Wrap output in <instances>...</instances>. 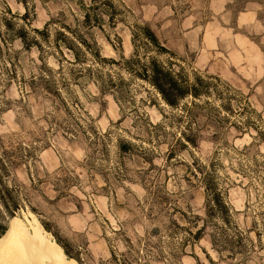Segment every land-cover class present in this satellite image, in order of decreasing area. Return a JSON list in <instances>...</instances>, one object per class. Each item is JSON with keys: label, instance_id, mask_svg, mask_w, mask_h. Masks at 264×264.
I'll use <instances>...</instances> for the list:
<instances>
[{"label": "rangeland", "instance_id": "rangeland-1", "mask_svg": "<svg viewBox=\"0 0 264 264\" xmlns=\"http://www.w3.org/2000/svg\"><path fill=\"white\" fill-rule=\"evenodd\" d=\"M7 21L40 38L0 52V157L18 162L15 215L37 219L77 264L161 259L166 228L180 236L181 264H264V0H0L1 38ZM137 24L168 52L147 48ZM59 30L80 49L58 47ZM133 38L141 62L173 60L190 79L220 85L221 98L173 115L126 67ZM221 102L230 110L213 108ZM211 163L255 240L247 257L213 248L209 230L190 237L187 218L204 215L198 178Z\"/></svg>", "mask_w": 264, "mask_h": 264}, {"label": "trees", "instance_id": "trees-1", "mask_svg": "<svg viewBox=\"0 0 264 264\" xmlns=\"http://www.w3.org/2000/svg\"><path fill=\"white\" fill-rule=\"evenodd\" d=\"M107 6V4H104ZM107 8L111 10V19L114 17L112 6L108 4ZM6 34L7 38L0 37V52L3 51L4 45L6 47L15 46L14 42L18 41L24 45L27 49L34 45L40 46V38L37 36H30L29 30L23 25H19L16 30L13 28V24L10 21L6 22ZM36 33H43V30L33 29ZM73 33V31H70ZM134 34L143 39L142 43L149 48L154 46L159 52H168V49L161 45L155 32L148 24H137L134 30ZM59 39L56 40V45L61 48L72 50L75 53V48H79V43L74 42L75 38H71L64 31H57ZM73 35H76L75 33ZM30 37V38H29ZM76 40H82V43H87L85 39L78 38ZM135 52L130 59L125 60V65L128 67L133 75L139 76L146 80L153 88H155L164 102L172 109L176 110L173 115L183 119V117L189 114L190 109L193 106H200V102L210 103L208 99L210 96L218 95L221 98L224 90L218 92V84H214L209 78H203L200 75H195L193 79H190L183 69L175 68L176 62L173 60L162 61L153 55H148L144 62H141L139 56V48L136 44V40L133 38ZM61 43V44H60ZM80 49V48H79ZM77 55V54H74ZM8 75V74H7ZM216 80H220L214 77ZM221 81V80H220ZM226 90L228 88L222 87ZM58 95L60 91H57ZM217 93V94H215ZM228 103V102H227ZM230 102L225 104L221 102L219 108L213 106L215 110L226 108L230 110ZM248 108V107H247ZM247 124H252L256 128L254 121H251L250 117H247ZM4 155L9 154L3 152ZM18 165L15 160H4L0 157V235L6 230L5 218L15 215L22 207L20 202L19 187L14 181V168ZM198 181L204 188L205 193V205L204 215H194L193 220L188 219V222L194 226L195 230H189L192 242H198L206 234L207 230L210 242L213 248L219 252L229 250L233 253L241 252L245 257L251 254L255 250V240H253L245 228H242L235 220V211L228 200V193L221 185L220 175L216 170L215 164H209L203 166L202 175L198 178ZM160 203V202H159ZM185 216V214H184ZM186 217V216H185ZM177 227V226H176ZM153 233L161 235L160 228H154ZM167 237L162 240L164 245L163 258H158L152 254L145 255V259L141 262L137 260V264H181L182 254L176 248V244H179L180 236L172 228H166L164 231ZM59 244L62 246L67 256H72V253L68 248L58 239ZM131 246V244H128ZM194 256V255H193ZM196 259V264H199V259ZM78 259L77 257H75ZM120 264H131L128 259L124 258Z\"/></svg>", "mask_w": 264, "mask_h": 264}, {"label": "bare ground", "instance_id": "bare-ground-1", "mask_svg": "<svg viewBox=\"0 0 264 264\" xmlns=\"http://www.w3.org/2000/svg\"><path fill=\"white\" fill-rule=\"evenodd\" d=\"M0 264H77L37 219L26 223L18 215L9 217L0 235Z\"/></svg>", "mask_w": 264, "mask_h": 264}]
</instances>
